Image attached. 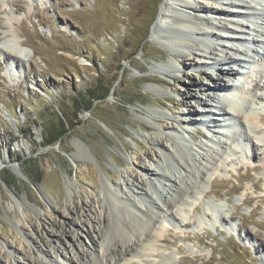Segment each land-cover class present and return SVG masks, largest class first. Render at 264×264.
I'll use <instances>...</instances> for the list:
<instances>
[{
	"label": "rangeland",
	"instance_id": "374dc122",
	"mask_svg": "<svg viewBox=\"0 0 264 264\" xmlns=\"http://www.w3.org/2000/svg\"><path fill=\"white\" fill-rule=\"evenodd\" d=\"M193 1L206 8H232L228 0ZM165 3L0 0V32L9 35L0 42V264H90L88 249L99 263H108L113 236L119 237L113 202L118 200L116 206L125 210L126 199H135L133 189L148 190L158 182L153 169L165 159L162 147L173 150L168 140H178L177 134L191 140L199 164L208 166L206 180H195L200 192L206 191L184 223L153 228V255L127 262L264 264V141L253 129L264 130V124L257 119L244 127L241 117L233 115L219 125L210 122L212 117L196 114L203 109L201 99L208 109H216L208 95L220 93L208 89L218 75L216 65L240 66L220 61L225 48L202 35L200 30L220 31L212 24L216 15L210 10L186 22L197 27L196 33L173 16L162 26L163 36H153ZM173 6L174 14L185 16L178 4ZM243 17L254 32V18ZM204 20L211 21L208 25ZM174 33L192 35L189 52L164 37ZM209 43L223 56L216 65L195 55ZM181 57L194 60L184 65ZM257 76L246 75L241 85H254ZM223 79L233 83L232 78ZM98 80L110 94L96 100L91 110L76 113L74 100L88 97L87 90ZM238 87L237 92H244ZM60 119L72 121L73 128L60 141L44 146L46 128L41 122L57 124ZM214 134L223 143H212ZM233 136H243L244 144L233 147ZM147 149L152 156H146ZM256 151L259 156L253 157ZM113 189L117 192L110 201ZM154 197L159 200V194Z\"/></svg>",
	"mask_w": 264,
	"mask_h": 264
},
{
	"label": "bare ground",
	"instance_id": "6f19581e",
	"mask_svg": "<svg viewBox=\"0 0 264 264\" xmlns=\"http://www.w3.org/2000/svg\"><path fill=\"white\" fill-rule=\"evenodd\" d=\"M228 1L229 5L232 8L215 6L206 8V6L196 3L193 0H166V3L160 10L158 19L152 31V35L162 37L163 35L160 32L163 30L162 26L165 25L169 19L172 20L173 16H176L177 23H179L182 27L185 26V29L187 31L189 30L190 32L196 33L198 32L197 30H195V28L197 27L186 22L190 23L191 19H193L195 16L203 17L204 15H206L205 13L210 10L212 14L216 15V20L213 21L212 24L215 26L217 31H219L220 29V31L222 32L219 31L217 34H215L216 31H200L202 32V35H205L206 38L213 40L216 39L219 45L222 46L223 49L225 48V56H220L216 52V47H214L210 43L205 45V48H202V50H200L199 53H195V55L208 59V61H210L212 65H216L220 59L219 57H223L220 59V61L225 60V63L234 62L235 65H239L241 69H239L240 67L237 69L234 64L223 65V62L222 64L216 65L218 75L213 82V86L208 89H213V91H218L220 93L219 95H208L209 97L211 96V99L216 103L214 107L219 111H216V109L213 110L212 108L208 109L207 101L201 99L199 100V102L202 105L203 109L196 110V114L199 116H206L208 118L212 117V121L210 122H215L219 125H223V123L226 124L227 122L225 123V121L230 122L231 120H233L231 118L233 115L241 117L242 121H240L242 123V126L244 127L253 126L254 124H256L255 122H257V119H259L260 121L262 120L261 123L264 124V4L261 6L262 1L264 0H252L258 3L260 7H257V5L255 7L253 3L251 4L247 0ZM177 4L179 7L177 9H179L180 12H186L184 17L182 16V13L174 14L175 11H173V5L177 6ZM16 5L19 8H22V4H20L19 2H17ZM225 14L233 16V19L231 21H228L227 18H224L222 16ZM245 14L248 15V18H254L255 21L252 22L253 26L255 25L256 28L254 29V32H252L251 30L253 29V27L249 25V23L246 22L247 19L243 17V15ZM210 21L211 20H204V22L208 25ZM236 26H238V28H236ZM228 31H231L229 32L230 34H226ZM178 34L179 33H174L170 36L164 35V37L166 39H170L169 41H172L173 39L174 42V40H176L177 43H179L180 47H184L186 49L185 51H183V53H185L190 49V44H192L190 43V40H192V35L184 37L183 34ZM253 34L257 35V37L253 36ZM8 36L9 35L6 31L0 32V42L5 40ZM223 36H225V38ZM10 40L14 41V38L11 37ZM236 42L242 44L243 48L237 47V45L235 44ZM18 45L21 47L23 45V42H18ZM1 48L3 47H0V49ZM249 51L251 52V55L249 54ZM193 57H181L180 62L181 64L187 65L189 64V61L194 60ZM255 72L258 74L257 77H260V80L254 83V87L257 88L258 92L257 94L255 92L254 95L252 93L251 96H253L254 99H250V97L248 96V92H237V88H239V85H237L236 82L239 81V83L241 84L243 81H245L246 75ZM223 76L232 78L231 81L233 83H229L230 81L226 83V80L223 79ZM189 94L190 96H195V93H192L191 90ZM253 103L262 105L261 109H256L255 111L249 110L250 105H252ZM213 114L216 116H213ZM201 121L202 120H200V122ZM234 123L238 124L236 120L234 121ZM207 126L210 125L208 124ZM253 129L257 135L262 136L263 139L261 141H264L263 128L254 127ZM183 130L185 131V133L189 134L187 136L190 139L194 138L193 134L189 133L190 130H188L187 128H184ZM215 132L219 133V130H215ZM214 136L216 137L215 139H211L212 143H215L217 145L223 143V141L221 142L220 137L215 134ZM177 137H179L178 140H175L173 138H170L168 140L170 146L173 147V150L170 151L167 147H162V151L165 150L163 151L165 159L162 160L161 166L159 165L158 168L153 169L152 172V175L158 180L157 183L152 184V187L148 190L133 189L135 193V199H126V201L124 200V204L126 206L125 210L124 208L120 209L116 206L117 203H120L118 200L116 204L112 201L113 207H115L118 212L117 216L119 226H117L116 224L115 228L117 229L119 237L117 238L116 235L113 236V243L110 247L112 256L111 258H109V261L106 264H113V259H115L114 264H131L132 262L128 263L127 261H130V259L132 258L139 256L148 257L153 255L155 237L154 233L152 234L153 228L158 227L162 229L166 226L167 222H170L175 226L180 225V222L184 223L185 216H188L190 214L192 208L195 207L197 200H199V198L205 193L206 190H203L204 192H200V190L195 186V180L198 179V177L202 182L206 180L209 173L206 172L208 166L199 164V159H197L198 153H196V151L191 148V140L185 137H180L178 134ZM239 137L233 136V142L235 141L234 143L236 145L235 146L233 144V147L238 148L243 144L242 139L240 140V142H236ZM250 138L251 137L247 136L246 140H249ZM18 146L22 148L23 144H18ZM258 147L260 146L258 145ZM234 150L236 151L239 149ZM146 151L147 152H145V154L147 157L153 155V152L151 150L147 149ZM252 156H259L258 152H252ZM210 157L211 159H214L215 155H210ZM2 159L3 158L0 157V161ZM141 161L142 160H139V162ZM192 164H194L195 167H198L194 169V167L192 168ZM14 166L16 167L15 164ZM177 172L179 173L177 174ZM184 172L187 173H185V175L183 176ZM189 173L191 174V176L195 175L194 179H192V177L188 175ZM125 184L126 186L130 187L129 182H126ZM115 191L116 190L113 189L111 196H108L110 201L116 194L117 191ZM154 193L159 194V200L154 197ZM119 205L120 204H118V206ZM207 208H209V205H207ZM200 220L202 221V223H204V226L205 224H207V222H204V218L201 217ZM155 222L158 224V226L154 225ZM100 237L105 242L103 234L100 235ZM95 243H97V241L94 240L92 242V245L95 246ZM101 245L103 244L101 243ZM85 256L86 260L89 259L88 262H90V264H103L101 261L99 263V259L95 256V253L92 250L88 249V252Z\"/></svg>",
	"mask_w": 264,
	"mask_h": 264
},
{
	"label": "trees",
	"instance_id": "16d2710c",
	"mask_svg": "<svg viewBox=\"0 0 264 264\" xmlns=\"http://www.w3.org/2000/svg\"><path fill=\"white\" fill-rule=\"evenodd\" d=\"M101 80L97 81V85L93 88H89L87 90L86 96H81L80 98H76L74 100V111L78 113L82 109L91 110L94 106V102L99 99H104L107 97L111 90L110 89H103L104 87H100ZM41 119V118H39ZM47 121V118H46ZM43 126L46 128V132L44 131V139H43V145L49 146L53 145L54 143L60 141L67 133L69 128H73V122L65 121L60 119V121L56 123L54 122H41ZM29 141V140H28ZM31 143V141H30Z\"/></svg>",
	"mask_w": 264,
	"mask_h": 264
}]
</instances>
